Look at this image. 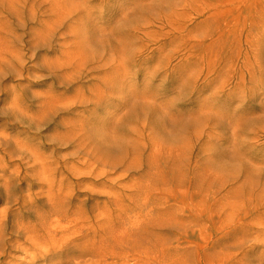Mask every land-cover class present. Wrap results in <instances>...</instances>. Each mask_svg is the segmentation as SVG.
<instances>
[{
	"label": "rangeland",
	"instance_id": "374dc122",
	"mask_svg": "<svg viewBox=\"0 0 264 264\" xmlns=\"http://www.w3.org/2000/svg\"><path fill=\"white\" fill-rule=\"evenodd\" d=\"M0 12V151L15 153L6 174L30 176L14 178L13 215L48 211L47 175L66 204L126 210L111 222L125 241L159 225V254L264 264V0H0ZM80 123L140 165L87 161L88 143L63 137Z\"/></svg>",
	"mask_w": 264,
	"mask_h": 264
},
{
	"label": "bare ground",
	"instance_id": "6f19581e",
	"mask_svg": "<svg viewBox=\"0 0 264 264\" xmlns=\"http://www.w3.org/2000/svg\"><path fill=\"white\" fill-rule=\"evenodd\" d=\"M5 17L7 15L0 12V18ZM19 19L21 23H25L22 17L19 16ZM9 26L11 27V23L8 19L6 27ZM96 104L100 105L101 100H97ZM18 111L23 112L28 124L35 125L37 120L34 115L28 114L26 110ZM41 114L42 112H39L38 116ZM82 125V123L71 125L64 132L63 137L69 140L76 139L79 141L77 144L88 143L85 146L79 145L87 161L93 159V164L112 169L125 162L128 169L140 165L134 162L130 152L124 153L125 150L117 148L116 143L111 144L114 141L111 140L113 137L106 136L103 130L93 128L92 133L100 142L96 145L94 143L93 146L89 131ZM8 144L7 137L0 133V146ZM3 150L0 151V177L3 178L0 184V202H4L3 209H0V264H15L13 261L18 259L12 255L13 252L30 255L33 261L40 257L43 261L40 264H47L48 260H53L49 264H191L193 262L189 261L188 245L184 247L177 245L178 248L174 253L181 249L179 256L174 254L173 257H169L158 253V251H165L160 241H167L159 238L162 231L159 225L144 230V238L132 234L131 239L125 241L126 229L118 230L112 227L111 222L114 217L120 219L122 213L125 215L126 210L121 208L116 216L112 217V213L106 211V208H104L105 212L99 211L98 214L93 215L91 211L79 206L73 207L69 201L66 204V201H63V195L61 196V189L56 188L54 179L47 175L39 179V184L47 185V190L43 194L48 200L45 207L48 211L25 209L13 215L12 210L20 197L16 195V192H21L14 178L18 176L19 183H22L30 179V176L23 174L20 170L21 166L6 174L5 172L13 166L16 159L13 149L7 151L4 148ZM155 168L156 163L153 165V169ZM66 194L69 195L70 200L73 199L72 190H68ZM28 197H31V193ZM120 201L121 199L116 200L117 203ZM92 216H95L96 220ZM33 217L38 220V223H32ZM52 217L55 219H50ZM19 238H23V245L18 243ZM149 239H153L152 244H144L143 240L147 242ZM184 242L186 240L182 239L181 243ZM31 249L35 252L29 253ZM26 257L20 259L19 264H23ZM199 262L202 264L201 261Z\"/></svg>",
	"mask_w": 264,
	"mask_h": 264
},
{
	"label": "snow or ice",
	"instance_id": "6c2138e0",
	"mask_svg": "<svg viewBox=\"0 0 264 264\" xmlns=\"http://www.w3.org/2000/svg\"><path fill=\"white\" fill-rule=\"evenodd\" d=\"M94 27H95L94 23L90 22L89 23V29L92 30V29H94ZM227 111H229V112L231 111V106L228 107Z\"/></svg>",
	"mask_w": 264,
	"mask_h": 264
}]
</instances>
